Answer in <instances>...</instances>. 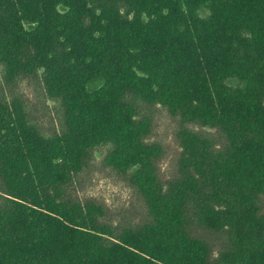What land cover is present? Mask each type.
<instances>
[{"label": "trees", "instance_id": "obj_1", "mask_svg": "<svg viewBox=\"0 0 264 264\" xmlns=\"http://www.w3.org/2000/svg\"><path fill=\"white\" fill-rule=\"evenodd\" d=\"M99 150L149 223L78 195ZM263 196L264 0H0V264H264Z\"/></svg>", "mask_w": 264, "mask_h": 264}, {"label": "rangeland", "instance_id": "obj_2", "mask_svg": "<svg viewBox=\"0 0 264 264\" xmlns=\"http://www.w3.org/2000/svg\"><path fill=\"white\" fill-rule=\"evenodd\" d=\"M26 94L33 97L29 92ZM48 104L51 106V103L48 102ZM136 108L138 118H142L143 115L148 117L152 140L160 143L164 148V158L161 159L159 165L164 177L168 178L174 172L178 159L177 154L180 151L175 138L176 126L173 118L165 110L149 107L141 102L136 103ZM206 131L213 133L210 130ZM104 155V150L95 153L92 166L86 170V175L82 178L85 184L84 188L81 192L78 191V195L101 202L106 207L108 214H112L111 222L114 225L120 223L123 226H142L149 223L151 216L147 211L146 202L125 181L128 179L127 177L124 176L123 179L121 176L111 175V171L103 165ZM256 204H258L260 214H264V196ZM192 215V212L187 214L189 218H187L185 232L198 238L208 248L211 244V253L217 254L221 243L226 244V239L210 235L206 230L201 229L202 227L196 223Z\"/></svg>", "mask_w": 264, "mask_h": 264}]
</instances>
